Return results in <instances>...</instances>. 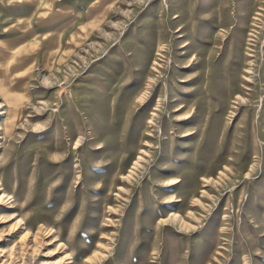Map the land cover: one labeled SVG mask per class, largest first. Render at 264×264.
I'll use <instances>...</instances> for the list:
<instances>
[{"label":"rangeland","instance_id":"obj_1","mask_svg":"<svg viewBox=\"0 0 264 264\" xmlns=\"http://www.w3.org/2000/svg\"><path fill=\"white\" fill-rule=\"evenodd\" d=\"M212 10L228 25L210 83L253 92L248 106L239 92L223 104L229 132L248 117L246 134L211 171L222 124L208 114L174 135L177 174L161 178L179 105L163 104L153 137L145 124L171 88L162 75L180 71L170 51L183 49L169 43L178 27L203 32L192 19ZM242 64L254 65L253 84ZM194 73L169 100L204 84L183 83ZM263 73L264 0H0V264H264ZM133 134L150 145L136 149Z\"/></svg>","mask_w":264,"mask_h":264},{"label":"bare ground","instance_id":"obj_2","mask_svg":"<svg viewBox=\"0 0 264 264\" xmlns=\"http://www.w3.org/2000/svg\"><path fill=\"white\" fill-rule=\"evenodd\" d=\"M186 1L189 2V0H186ZM170 8H173V7L171 6ZM207 8L212 9V8H214V5L209 6ZM203 11H200V12L196 13L194 18L192 19V25H194V26H197L199 23H202L203 21H204V23H206L205 29H204L203 32L195 33L194 30L193 31H189L187 29V26L180 27V28L178 27V29L176 30V33H178L179 35H177V37L175 39H173V40L171 39V43H169L168 49H170L171 45L174 48L177 45H180L179 48L183 49V53L181 55H178L179 50H177V48H175L176 53H172V51H170L171 56L173 54L176 55L172 59V63H176V65H174L173 67L174 68L179 67L180 71L178 73H173V74L171 72L169 76L168 75L165 76L166 73L163 74L164 71H161V74H163L162 77H165L167 85H170L171 88L166 89V93H168V96L166 97V102H163L162 100L158 101L159 104L156 105V107H158L159 110H154L153 109L155 112H153V110H152L153 113L151 112L152 114H150L152 116H149V120L145 124V127H146L145 129L149 133L152 132L151 134H147V135H150V136L153 137L154 131L153 130H148V129H151V128H153V126H155L156 120L160 117V109L162 108L163 104L164 105L166 104L168 106L169 110L172 107H175V106L179 105L178 108H176L174 111H169V113H168L169 117L173 120V123L177 124L176 122H178L180 127H178L176 131H174L171 135H169V137L166 138V140H167L166 144H168V154L165 155V154L162 153V155H160L159 158H158V161H161V163L163 162V165H167V166H165L166 170H163L161 175L159 176L161 178L177 174V171L169 170V168L172 167V162L173 163L176 162V158L178 157L176 155H173L174 154L173 148L175 149L176 147L180 146V144L178 145V143H175L176 140H175V136L174 135L182 133L186 129H190V125L191 124H194V123L195 124H197V123L202 124V122L205 121V118H206V116L208 114L215 113L216 117L221 121V124H222V128H221V135H222V140L221 141H222V143H221V145H222L223 148L220 149L217 152V154H216L217 161L213 164V167H211V171H213L214 168H218L221 165L220 163H224L226 161V155L232 152L231 149L237 148L236 142L239 140L238 137L241 136V138H244V134H246V132L244 130L247 128L246 124L248 122V117L243 118L240 121L241 126H238V125L237 126L236 125L232 126L230 128V132H229V130L227 129V127L225 125V122L223 121V118H222V114L225 112V108H226V107L223 106V104L226 102L227 98H234L233 94L235 92H239L238 96L243 100V103L245 104V106H248L250 104V102L252 101V99H253V92H251V94L248 96V99H245L242 96V93H244V91L242 89H237L236 90V88H235L236 85H235V81L234 80H233L234 85H231V87L227 88L226 90L216 89L214 83H210L211 72H213L212 70L217 69V67L219 66V64H220V62H221V60L223 58L222 43H223V36H224V33H225L224 29L228 25V22L223 21L221 10H217V11L212 10L210 12L209 16H206V18L202 17V12ZM252 11H253V8H252V5H250L246 9L247 15L244 16V18H245V25L244 26L245 27L242 28V32L245 31V29H246V27L248 25L246 20L248 19V16H249V14L252 13ZM181 17L182 16H179V15L177 16L176 14L174 16V18H178V19L181 18ZM257 19H259V18H256V20ZM177 22H174V19L171 20V23H173V24H175ZM181 31L182 32L187 31V33L186 34H182ZM192 34H194V36ZM236 48H237V46H236ZM234 57H236V56H234ZM237 63L238 62L236 60L235 61V66L237 65ZM182 65H184V66H182ZM242 67H244L243 68L244 73L246 71L250 72V76L248 77L249 80L247 82L250 81L251 84H253L254 81H255V78L252 76L251 73H254V65L252 67V64H250L249 66L247 64L245 66H244V64H242ZM187 71H195V73H194V76L192 78H189L188 80H186V82H183V83H192V82H195V81L199 82V80L203 79L204 80V84H201L199 82L198 87H196L194 90H191L189 92H180L181 94H185V96L187 95V97H184V99H182V100H174V101L169 100V98L171 96L170 93L171 92H175V89H176V87H174L173 84L177 83V78L178 77H184L186 75ZM203 74H206V75L203 76ZM162 77H158V79L159 78L161 79ZM263 77H264V73L259 78V81H261V79ZM244 84H246V83H244ZM210 89H213V91H211ZM207 91H209V93L212 92L213 94H215V97H212V99L215 100L214 101L215 104L213 106H217L218 107L216 112L212 111V107H213L212 104H210L206 100L208 98ZM128 93L129 94H133V93H135V91L128 92ZM160 94H161V92H160ZM154 96H155L154 93L151 91L148 94V96L146 97V99L144 101L143 100L142 101L143 102H147V104H148L151 100H153ZM159 97L161 99V95ZM202 100H204V103L201 102ZM127 109H128V107H127ZM147 110L143 112V117H145L147 115ZM173 115H177L176 117L183 116L184 118H178V119L175 118L174 119V118H172ZM140 123H141V121L139 120V124ZM148 123L151 124V125H149ZM139 128H140V126H139ZM231 132L235 133V135H233L231 137H228L229 135H231L230 134ZM188 135L192 136L193 138H197L200 135V133H199V131H187V133L185 135H183L182 137H187ZM216 135H218V134H216ZM138 138L140 140H139V142L136 145V149H138L140 146H142V144H140V143L143 140L145 141L144 144H143L144 146H147V144L150 145L149 141L146 140L147 137L142 135V134H133L131 136V140H135V139H138ZM62 146H63V143H62V139L60 138V139H58V143L52 142V144L50 146V150L51 151L52 150L59 151L62 148ZM141 151L143 153L146 152L144 149H141ZM188 152H189V155H190V153L192 152L191 146H189ZM141 158L142 157L139 156L134 161L132 169H135L137 167V165L139 164ZM187 159L188 158L186 157L184 160H187ZM244 160H245V162L249 161L248 155H246ZM127 164H128V162H125L124 166H126ZM117 168H118V166H117ZM69 174H70V171L68 173H66V174L62 173V175H64L63 176L64 183L66 182V178H67V181H68ZM170 181L172 183H174V182L177 181V179L172 178ZM207 181H208L207 179H204V182H207ZM216 183H218V182H216ZM196 186H197V183L195 182V186H193L192 189H191L192 192L195 191ZM164 199H166V198H164ZM122 215H124V214H122ZM19 222H18V224H19ZM178 223H180V222H178ZM161 227H162V225H161ZM224 233H226V232H224ZM245 235H247V234H245Z\"/></svg>","mask_w":264,"mask_h":264},{"label":"crops","instance_id":"obj_3","mask_svg":"<svg viewBox=\"0 0 264 264\" xmlns=\"http://www.w3.org/2000/svg\"><path fill=\"white\" fill-rule=\"evenodd\" d=\"M55 19H57V18H56V17H54V20H55ZM54 20H53V21H54Z\"/></svg>","mask_w":264,"mask_h":264}]
</instances>
